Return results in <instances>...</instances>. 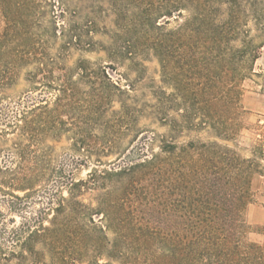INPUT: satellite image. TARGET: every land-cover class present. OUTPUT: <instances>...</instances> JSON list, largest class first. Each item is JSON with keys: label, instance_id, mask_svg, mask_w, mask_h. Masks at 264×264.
I'll return each mask as SVG.
<instances>
[{"label": "trees", "instance_id": "obj_1", "mask_svg": "<svg viewBox=\"0 0 264 264\" xmlns=\"http://www.w3.org/2000/svg\"><path fill=\"white\" fill-rule=\"evenodd\" d=\"M160 1L158 8L164 11L155 16L145 9L153 1L136 2L135 25L157 33L138 37L129 45L135 50L148 46L158 58L162 74L166 76L169 70L175 74L170 96L175 115L167 116L162 97H156L150 115L167 128L166 133L152 138L159 142L158 151L147 155L139 148L135 161L108 170L93 169L86 179L69 183L66 197L60 195L56 215L96 214L104 220L103 226L86 229L68 248L61 244L69 235L60 223L29 232L25 231L29 227H13L10 238L20 249L9 256L0 254V264H9L11 258L26 264H73L82 258L86 264H101V256L107 259L102 264L109 260L117 264H264V243L246 240L243 219L251 200L252 179L261 172L262 149L243 156L222 143L233 141L241 129L242 81L252 73L264 42L256 43V37L250 35L238 0ZM8 2L0 0L4 23L0 31V89L15 82L19 68L31 65L33 69L27 72L31 86L57 89L59 100L66 101L71 78L63 75L57 80L53 73L57 62L49 52L30 37L9 36L8 32L19 30V23L13 24L4 11ZM11 3L18 9L22 1ZM182 5L191 9V16L178 29L159 33L157 20ZM254 20L257 32L263 31L261 21ZM77 67L85 68L82 62ZM108 85L116 88L111 82ZM162 95L169 97L163 91ZM35 112L32 108L19 113L20 123L12 126L15 131L10 140L18 150H26L38 139L41 129ZM185 132H204L209 138L177 141ZM142 133L137 131L133 141H140ZM6 139L5 130L0 129V141ZM148 143L140 146L146 151ZM59 171L43 173L31 164L0 165V202L18 197L16 191H34L36 184L56 173L60 179ZM86 193L93 195L95 207L80 199ZM15 206L11 203L9 210ZM3 217L0 211L2 225ZM21 231L27 235L21 237ZM38 242L45 248L37 249Z\"/></svg>", "mask_w": 264, "mask_h": 264}, {"label": "rangeland", "instance_id": "obj_2", "mask_svg": "<svg viewBox=\"0 0 264 264\" xmlns=\"http://www.w3.org/2000/svg\"><path fill=\"white\" fill-rule=\"evenodd\" d=\"M9 1L4 4V11L13 24L19 23V30L8 32L9 36L30 37L57 62L53 71L57 80L65 75L71 78V82L69 98L59 100L57 89L42 84H37L36 89L31 86L27 81V72L33 66L28 65L18 69L12 85L0 89V129L5 130L7 137L5 141H0V165L14 168L19 164H31L40 167L43 173L61 171L60 179L56 173L36 184L34 191L27 194L16 191L14 193L19 198L9 196L0 202V211L4 213L1 219L3 225L0 223V254L3 256L20 249L19 244L10 238L13 227H29L25 230L29 232L30 229L60 223L69 235V239L61 244L63 248H68L75 245L73 238L86 229L103 226L104 220L96 214L65 212L56 215L54 208L58 198L60 195L67 196L66 188L71 181L86 179L93 169L108 170L135 161L139 148L147 155L158 151L159 142L152 138L166 133L167 128L150 116L158 102L156 97L165 100L168 117L175 115V104L170 103L175 74L170 70L166 76L162 74L159 60L148 46L140 45L138 50L129 48L134 39L150 38L157 33L150 27L135 25L138 0H21L18 9L11 3L14 0ZM140 1H153L145 8L147 14L155 16L164 11L158 8L160 0ZM174 3L177 7L181 5L180 2ZM237 4L250 35L256 37V43L264 42V0H238ZM183 5L170 16L157 20L161 25L159 33L178 29L191 16V9L183 8ZM254 17L261 21L263 31L257 32ZM2 19L0 12V31L4 26ZM79 62L85 67L83 71L77 67ZM108 82L116 88L109 86ZM242 89L244 113L241 129L233 141L222 143L243 156H250L253 149H262L261 172L252 179L251 200L243 219L247 229L246 240L263 244L264 46L252 73L242 81ZM162 91L169 97H164ZM32 108H36V122L41 132L33 145L29 143V147L21 151L10 140L15 131L12 126L20 123L19 113ZM137 131L143 132L140 134L142 138L133 141ZM196 137L203 140L209 138L204 132H185L177 141ZM141 142H149L146 151L140 146ZM80 199L86 205L95 207L92 194L86 193ZM11 203L16 206L10 211ZM27 232L21 231V234L24 233L21 237ZM36 248L45 247L38 242ZM106 260L101 256L98 262L102 264ZM24 263L15 258L9 262ZM73 264H86L85 258ZM108 264L117 262L109 260Z\"/></svg>", "mask_w": 264, "mask_h": 264}]
</instances>
